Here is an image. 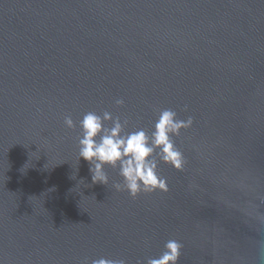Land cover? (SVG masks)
Returning a JSON list of instances; mask_svg holds the SVG:
<instances>
[{
	"label": "water",
	"instance_id": "95a60500",
	"mask_svg": "<svg viewBox=\"0 0 264 264\" xmlns=\"http://www.w3.org/2000/svg\"><path fill=\"white\" fill-rule=\"evenodd\" d=\"M157 109L194 121L169 190L93 183L83 115L150 134ZM169 239L178 264H264V0H0V264H147Z\"/></svg>",
	"mask_w": 264,
	"mask_h": 264
},
{
	"label": "clouds",
	"instance_id": "9594fccd",
	"mask_svg": "<svg viewBox=\"0 0 264 264\" xmlns=\"http://www.w3.org/2000/svg\"><path fill=\"white\" fill-rule=\"evenodd\" d=\"M117 105L124 100L117 99ZM187 106H185V109ZM153 130L149 134L143 128L126 132L129 121L123 122L119 116L104 111L102 115L94 111L86 112L79 120L80 134L77 136L78 157L89 163V172L93 183L108 185L109 175L106 166L118 169L122 181H114L112 187L117 191H127L136 198L141 192L157 190L167 192V178L160 175V162L170 164L177 170H184L186 158L177 147L174 137L181 135L182 129L193 125V117H177L172 109H157ZM111 121L109 126L105 122ZM67 128L77 127L70 115L64 117ZM183 245L174 239L164 244V250L158 257L148 258L147 264H178ZM91 264H126V261L99 258Z\"/></svg>",
	"mask_w": 264,
	"mask_h": 264
}]
</instances>
